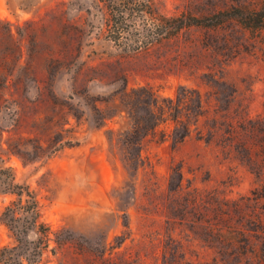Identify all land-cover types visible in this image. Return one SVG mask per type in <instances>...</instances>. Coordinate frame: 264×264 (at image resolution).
Wrapping results in <instances>:
<instances>
[{"label":"rangeland","instance_id":"374dc122","mask_svg":"<svg viewBox=\"0 0 264 264\" xmlns=\"http://www.w3.org/2000/svg\"><path fill=\"white\" fill-rule=\"evenodd\" d=\"M153 1L166 14L179 15L264 0ZM106 4L0 0V155L5 167L15 170L17 182L39 194L41 221L74 238L56 255L52 241L39 264H264L260 254L250 252L263 248L261 236L254 232L232 243L229 234L208 238L202 229L166 223L173 167H182L185 187L217 191L230 201L252 197L261 187L246 162L199 139L198 131L207 134V119L175 149L171 138L162 141L160 134L170 135L174 125L162 123L156 136L144 140L142 158L147 164L135 177L127 171L118 144L134 124L123 91L126 84L129 92L145 86L171 99L181 86L197 89L210 103L212 117V93H223L226 82L237 90L230 107L233 116H263L260 34L232 26L191 29L177 41L146 52L137 49L142 43L137 37L113 41ZM207 68L219 82L216 89L203 77ZM137 114L147 115L144 106ZM30 140L50 150V158L25 162L33 156ZM13 142L15 150L24 145L25 160L7 152ZM12 199L0 194V214ZM246 211L251 214L253 208ZM38 239L30 237L34 243ZM14 246L12 233L0 222V250Z\"/></svg>","mask_w":264,"mask_h":264},{"label":"trees","instance_id":"16d2710c","mask_svg":"<svg viewBox=\"0 0 264 264\" xmlns=\"http://www.w3.org/2000/svg\"><path fill=\"white\" fill-rule=\"evenodd\" d=\"M107 29L116 43L125 39L137 37L142 41L137 49L148 52L155 45L175 42L184 31L224 30L229 26L237 27L240 31L257 32L264 44V1L260 4L228 3L214 10L194 12L189 10L179 15H168L153 0H107ZM136 32V33H135ZM203 77L209 81L213 89L219 82L215 79L210 68ZM226 90L212 93L216 102L214 114L210 117V103L204 100L197 89L181 86L176 99L161 98L149 87H139L128 91L124 87L125 98L131 116L133 127L128 137L120 139L122 161L133 177L147 161L142 158V144L149 136H156L162 123L171 122L172 133L160 132L161 140L171 138L173 148L181 146L193 132L201 119L205 118L207 134L198 131V137L207 143H216L230 154L246 162L261 183V187L253 192L252 197L239 201L221 198L217 191L201 192L191 185L184 186L182 167L172 168L169 189L166 196V223L169 225H187L191 230L202 229L208 238L232 237V243L239 241L246 232H254L261 236L263 248H254L252 254H260L264 259V115L250 119L246 115L233 116L230 111L237 90L232 85L223 83ZM215 86V87H214ZM222 95V96H221ZM144 106L147 115H138V107ZM151 107H155L157 112ZM105 120V118H104ZM109 140L114 154V132ZM32 141V142H31ZM33 156L25 160L22 156L24 145L15 150V142L9 144L8 153L20 155L25 162L35 159H49L52 152L37 140H30ZM28 155V154H25ZM135 184L133 183V186ZM135 195V190L132 191ZM0 194L13 199L0 214V222L12 233L16 246L0 250L1 264H39L49 249L51 242L56 244L51 251L56 255L57 250L66 246L74 238L65 230L53 231L41 221L43 205L39 194L32 190L27 183H18L15 170L6 168L0 155ZM253 208L251 214L246 211ZM125 227H129L126 222ZM249 227V228H246ZM31 235L39 241H30ZM249 240V239H248Z\"/></svg>","mask_w":264,"mask_h":264}]
</instances>
